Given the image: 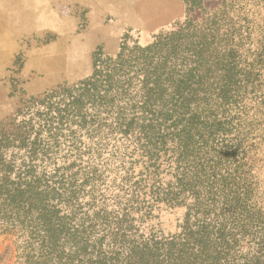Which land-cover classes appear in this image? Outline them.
<instances>
[{
  "label": "rangeland",
  "instance_id": "374dc122",
  "mask_svg": "<svg viewBox=\"0 0 264 264\" xmlns=\"http://www.w3.org/2000/svg\"><path fill=\"white\" fill-rule=\"evenodd\" d=\"M145 1L66 82L0 108V201L36 193L0 219V264L37 255L42 214L63 262L161 259L220 232L230 260L264 262V0Z\"/></svg>",
  "mask_w": 264,
  "mask_h": 264
},
{
  "label": "crops",
  "instance_id": "0c3cea01",
  "mask_svg": "<svg viewBox=\"0 0 264 264\" xmlns=\"http://www.w3.org/2000/svg\"><path fill=\"white\" fill-rule=\"evenodd\" d=\"M141 4L146 1L0 0V108L19 90L36 94L66 82L98 42V29L113 43L107 29L116 20L124 25L132 10L143 11Z\"/></svg>",
  "mask_w": 264,
  "mask_h": 264
},
{
  "label": "trees",
  "instance_id": "16d2710c",
  "mask_svg": "<svg viewBox=\"0 0 264 264\" xmlns=\"http://www.w3.org/2000/svg\"><path fill=\"white\" fill-rule=\"evenodd\" d=\"M177 92V91H176ZM2 186L0 187V189ZM12 192L11 194H9ZM8 192V196L0 201V214L4 219V215L9 214L10 219L12 215L18 214L25 207H31L33 202H36L34 198L35 190L31 187L21 189L15 187L12 191ZM41 199H38V203H41ZM37 203H35L36 205ZM40 229H29V240L38 244L37 255H34V249L30 247L29 252L24 255V261L22 264H74L73 260L63 262V257L59 251L58 244L61 240V225L59 222H51L42 214V220L38 222ZM33 230V231H32ZM41 232V235H40ZM208 239L203 238L199 241L198 245L193 248L189 246L181 245L176 249H168L161 259L153 255L150 252H136L133 255V264H264L259 261H244L243 263H235L234 260L229 258V250L225 247L222 239V233H218L214 242H210ZM225 247V248H224ZM81 250V249H80ZM34 256L36 257L34 260ZM77 264H103L101 261L85 263L79 262Z\"/></svg>",
  "mask_w": 264,
  "mask_h": 264
}]
</instances>
